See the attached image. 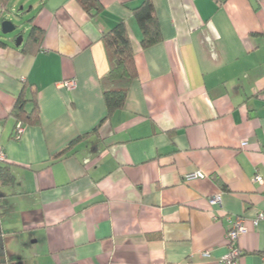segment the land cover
Here are the masks:
<instances>
[{"label": "crops", "instance_id": "1", "mask_svg": "<svg viewBox=\"0 0 264 264\" xmlns=\"http://www.w3.org/2000/svg\"><path fill=\"white\" fill-rule=\"evenodd\" d=\"M98 1L96 14L79 0L9 2L12 12L23 3L28 26L19 46L0 31L6 264H225L238 218L247 230L235 264H264V218L254 223L264 213V0H152L162 39L147 48L132 11L141 0ZM121 21L138 76L107 117L101 38ZM33 26L44 38L26 53ZM25 84L40 122L16 138Z\"/></svg>", "mask_w": 264, "mask_h": 264}, {"label": "trees", "instance_id": "2", "mask_svg": "<svg viewBox=\"0 0 264 264\" xmlns=\"http://www.w3.org/2000/svg\"><path fill=\"white\" fill-rule=\"evenodd\" d=\"M9 2L10 0H0V8L3 11H8ZM79 2L89 13H92V10H94V14H96L102 10V6L98 0H79ZM132 11L142 33L141 46L147 48L161 41V27L152 0H141L139 5L132 8ZM43 38V29L37 26L31 27L24 42L23 51L26 53L37 51L34 46L39 48ZM101 39L105 47L109 64L108 73L101 79V86L107 108V117H110L115 111L125 106L129 90L138 76V71L130 31L125 21L119 22L110 31L105 32ZM0 45L5 46L6 43L0 39ZM27 87L28 84H25L23 92L19 95L11 111V115L16 119L15 130L19 123L23 126H27L37 125L40 122V111L35 96H33L31 100L25 97V90ZM29 101L34 103L30 111L26 109L27 102ZM85 136L86 135L77 137L70 143V146L79 142ZM10 182V166L0 165V187L8 185ZM3 207L4 205L0 197V211ZM0 264H6L1 231Z\"/></svg>", "mask_w": 264, "mask_h": 264}, {"label": "built area", "instance_id": "3", "mask_svg": "<svg viewBox=\"0 0 264 264\" xmlns=\"http://www.w3.org/2000/svg\"><path fill=\"white\" fill-rule=\"evenodd\" d=\"M69 88L75 86L76 81L75 79L67 80L63 83ZM25 130V126L21 125L20 123L17 124L15 137L20 138ZM0 159H4V155L0 153ZM205 174L203 172H194L186 175L187 180H192L195 178H204ZM258 181H262L263 178L261 176L256 177ZM222 202V193L219 192L214 195L210 199L211 204H221ZM264 218V213L259 214V216L254 220L255 224H258L259 220ZM246 226L244 224V220L242 218H238L231 228L226 233L227 245L229 248V253L222 259V262L225 264H235L239 256L242 255V251L237 247V241L241 234L246 232ZM206 256L209 254H205Z\"/></svg>", "mask_w": 264, "mask_h": 264}, {"label": "rangeland", "instance_id": "4", "mask_svg": "<svg viewBox=\"0 0 264 264\" xmlns=\"http://www.w3.org/2000/svg\"><path fill=\"white\" fill-rule=\"evenodd\" d=\"M22 4L23 3L19 4V6L17 7V10L14 12H12L10 8H8V11L6 10L2 12V9L0 8V31H2V28H1L2 22L4 20H11L15 23V25H17V29L14 32L9 33L7 35L14 36V35H18L19 33L24 35V31L26 27L28 26V20L24 14L25 12L20 10L22 7ZM29 8H30V5H27L26 10H28Z\"/></svg>", "mask_w": 264, "mask_h": 264}, {"label": "water", "instance_id": "5", "mask_svg": "<svg viewBox=\"0 0 264 264\" xmlns=\"http://www.w3.org/2000/svg\"><path fill=\"white\" fill-rule=\"evenodd\" d=\"M1 28H2L3 34H9V33L14 32L17 29V25H15V23L11 20H4L2 22ZM17 40H18L17 45L19 46L23 40V35L19 33Z\"/></svg>", "mask_w": 264, "mask_h": 264}]
</instances>
